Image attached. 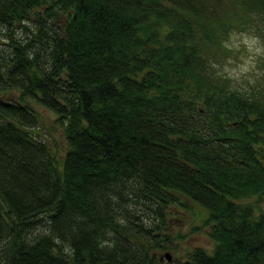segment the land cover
Instances as JSON below:
<instances>
[{"label":"trees","instance_id":"obj_1","mask_svg":"<svg viewBox=\"0 0 264 264\" xmlns=\"http://www.w3.org/2000/svg\"><path fill=\"white\" fill-rule=\"evenodd\" d=\"M234 31L264 38V0H0V264H164L186 198L214 246L174 264H264V84L221 69Z\"/></svg>","mask_w":264,"mask_h":264},{"label":"rangeland","instance_id":"obj_2","mask_svg":"<svg viewBox=\"0 0 264 264\" xmlns=\"http://www.w3.org/2000/svg\"><path fill=\"white\" fill-rule=\"evenodd\" d=\"M18 36H25L27 30L24 27L17 28ZM228 43L232 47L233 53L228 62H225L221 69L226 71L235 83H239L246 87L256 85L262 87L264 84V66L260 62V56L264 53V38L261 36L250 34L247 31H234L231 33ZM3 46L0 44V47ZM18 96V92H14ZM29 102L38 113L37 130L42 133L49 145L57 152L60 158L63 157L67 148L64 135V124L57 120V114L54 110L39 103L31 97ZM191 204L182 206L180 204L171 205L167 220L169 222L166 231L168 238L162 242L166 247L156 249L158 256L169 251L171 253V261L168 262L167 257L163 255L162 262L164 264H174L184 259L187 252L197 246L212 250L214 240L208 234V225L205 217L207 211L195 201L188 200ZM253 205L264 203V198L251 197L247 199Z\"/></svg>","mask_w":264,"mask_h":264},{"label":"water","instance_id":"obj_3","mask_svg":"<svg viewBox=\"0 0 264 264\" xmlns=\"http://www.w3.org/2000/svg\"><path fill=\"white\" fill-rule=\"evenodd\" d=\"M163 255L167 257L168 262L171 261V253L169 251L164 252ZM163 255H161V260L164 258Z\"/></svg>","mask_w":264,"mask_h":264},{"label":"bare ground","instance_id":"obj_4","mask_svg":"<svg viewBox=\"0 0 264 264\" xmlns=\"http://www.w3.org/2000/svg\"><path fill=\"white\" fill-rule=\"evenodd\" d=\"M51 109V108H50Z\"/></svg>","mask_w":264,"mask_h":264}]
</instances>
